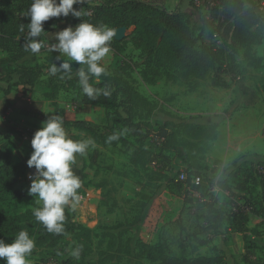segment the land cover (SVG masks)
<instances>
[{
    "label": "trees",
    "instance_id": "obj_1",
    "mask_svg": "<svg viewBox=\"0 0 264 264\" xmlns=\"http://www.w3.org/2000/svg\"><path fill=\"white\" fill-rule=\"evenodd\" d=\"M185 1L172 0V5H169L167 0H85L84 4L74 5L77 10L82 9L80 18H52L44 22V30L46 32L64 21L75 27L81 22H86L115 29L125 28L129 32L127 38L132 46L144 54L145 61L140 78L149 85H156L164 76L167 84L185 81L194 89L199 82L209 79L212 87L229 89L240 83L242 72L237 56L241 50H244L243 57L247 66L262 67V59L254 50L255 46L264 40V17L258 0H214L218 5L210 7L209 15L205 16L199 13L194 0L189 1L190 6L192 5L190 10H183ZM31 5L32 0H0V82L7 84L6 87L0 86V91L7 93L14 86L34 87L41 76L45 75L49 89L47 99L55 101L67 85L80 86L78 69L72 67L71 79H60L62 73L50 74V67L55 63L59 66L60 63L56 60L60 54L52 52L51 48L45 49L46 64H41L35 56L29 58L32 53L25 52L23 44L28 34L27 25L30 18L27 13ZM21 24L25 26L24 32L19 30ZM122 42L114 38L110 43L115 57L123 51ZM61 59L65 60L64 56ZM15 78L16 81L10 85ZM100 79V83L94 84L91 78L90 84L101 89V94L95 99L83 94L81 103L109 109L111 103L121 97L125 102L126 116L117 113V124L123 126L130 136L137 138L142 144L139 152L132 156V164H153L157 170L170 166L168 182L183 184L184 192L177 185L168 187L169 193L184 198V205L187 207L191 206V200L199 201L192 196V192L197 191L206 200V219L212 215L223 217L224 213L214 205V195L210 191L212 184L203 178L201 158L207 153V143L217 138V130L224 117L212 115L187 120L166 113L163 121L155 126L150 121L155 113L153 103L132 84L118 75L109 73L107 76L102 75ZM103 91H107L109 95H103ZM141 112H145L147 120L137 119ZM66 124L78 131H88L104 146L118 142V139L109 142V137L116 135L115 127L97 133L94 126L85 121ZM145 141L150 142L149 148L154 147L152 151L144 149ZM180 147L186 152L185 158L179 154ZM171 154H174V157H171ZM255 163L261 164L263 161L256 162L248 157L243 161H235L233 168L226 171L219 180L218 186L229 192L231 197H238L239 201L248 205L258 190L256 182L259 179L264 205V183L256 175L253 165ZM23 164L14 162L9 142L0 139V239L10 244L20 231H27L35 241V251L46 246L57 249L67 237H72L75 241L72 250L73 253L78 252V255L65 252L60 255L56 264H117L118 255L115 256L108 250L95 259L94 230L74 221L67 208L64 232L59 235L49 233L40 222L33 220L32 212L20 215L12 214L7 209L6 205L12 196L27 195L28 191L16 190L20 181L30 173L27 163ZM182 172L187 174L185 181L179 180ZM193 177L201 178L199 186L191 183ZM155 198V195L149 198L134 223L130 225L131 228L140 229L150 219ZM254 210L252 212H256ZM226 220L233 232L247 234L251 231L247 227L249 214L244 213L240 207L237 212L232 210ZM210 228L212 227H206L203 231ZM251 232L257 233L255 230ZM245 240L248 244L247 237ZM184 243L185 241L179 244L182 249L180 255H173L162 240L153 245L143 243L140 256L156 264H231L229 259L226 260L225 252L211 257L191 258L185 252L187 249ZM243 262L251 264L248 253L243 256ZM0 264H5V261L0 260Z\"/></svg>",
    "mask_w": 264,
    "mask_h": 264
},
{
    "label": "rangeland",
    "instance_id": "obj_2",
    "mask_svg": "<svg viewBox=\"0 0 264 264\" xmlns=\"http://www.w3.org/2000/svg\"><path fill=\"white\" fill-rule=\"evenodd\" d=\"M190 0H186L183 4V10H190L192 5L189 4ZM75 7V6H74ZM202 16L209 15L204 9H198ZM71 15H69L70 17ZM129 32H126V37L123 40V51L116 57L113 55V51L104 58L101 62L104 65L110 75H118L123 79H126L132 84L136 90L147 97L154 105L155 113L151 117L150 121L156 126L163 121L166 113L173 115L176 118L191 119L195 117H209L212 115L223 116L225 122L227 118L233 116L237 110H244V120L248 119L246 123L247 134L245 137L251 138L254 134L252 129H257L259 118L264 116V40L261 44L255 46L254 50L258 57L262 59L261 68H253L247 66V63L243 57L244 50H241L237 56V62L242 72L239 84L233 85L229 89H215L211 86L210 80H204L198 83L196 88L189 86L187 82L180 81L177 84L187 90H195L200 96L211 95L214 96L223 107L219 109V113L212 114L209 110H200L203 112H197L198 114H191L188 112L180 113V108L184 109V103L177 105L179 111L170 110L168 104L169 97L164 96L162 91L148 90L149 87L140 78V72L143 69V62L145 57L142 51L136 50L127 38ZM45 48H42L40 53L31 54L29 58L36 57L41 64H46V52ZM65 60L68 59L65 57ZM73 67L79 68L78 64L70 61ZM16 78L10 85H13ZM47 76H41L37 86L38 96L42 99H47V93L49 91L47 85ZM101 79L97 80L93 77V83L98 84ZM166 84L164 76L159 80L156 85ZM172 85V84H167ZM0 86L6 87V83L0 82ZM14 86L11 90H14ZM62 96H65V100L62 102V106L57 109V113L41 114L40 117H44L42 122H45L50 116L59 115L63 118V126L67 135L74 141L92 139L95 141L94 146H90L84 156H77L76 163L73 165L74 173L79 176L82 181V187L79 190V194L82 199L80 203L73 210L70 207H66L77 223L87 226L94 230L95 238L93 243V251L95 259L99 254L108 250L115 256L118 255L117 264H156L150 262L146 258L140 256L142 250V244H157L161 240L168 245V249L173 255H180L182 249L179 247L184 240V228L183 223L187 225L202 224L203 213L206 212L205 203H201L197 200H191L189 203L192 206L188 210L184 211L185 218L181 216L180 222H170L165 224V219H171L175 213L171 209L177 205L176 200L178 196L169 193L168 187H177V185L184 192V185L178 183H169L168 178L170 176V166L166 169L157 170L152 164L134 165L132 164V156L139 152L141 143L135 137L129 135L128 131L117 124V113L125 114V102L119 96L116 102L111 103L109 109L104 107H96L83 105L81 99L83 91L80 86H73L69 84L64 90L60 91ZM216 93V94H215ZM218 93V94H217ZM211 96V97H212ZM58 99V98H57ZM213 110V109H212ZM207 111L209 113H207ZM207 113V114H206ZM116 116V118H115ZM139 118L147 120L145 112H141L138 115ZM85 121L94 126L97 133H101L107 129L114 128L116 135L118 136V142L114 145L104 146L101 144L97 137L91 135L88 131H78L71 127L66 122ZM222 122V123H223ZM221 123V124H222ZM42 124L39 126L40 129ZM220 124V125H221ZM34 129L33 124H27ZM36 129L37 131L40 130ZM115 135V134H114ZM184 139V138H183ZM186 141V139H185ZM150 142L145 141L144 149L148 151L154 149L149 148ZM16 150V149H15ZM33 148L30 143L27 151V155L31 156ZM179 153H183V148L178 149ZM150 153V152H148ZM148 153L146 156H148ZM15 163L19 165L27 163L23 160L22 153L19 150L13 152ZM174 157V154H171ZM250 158V160L263 161L264 156L259 155H246L239 159L243 161L244 158ZM258 157V159H256ZM260 158V159H259ZM205 159V156L201 160ZM261 163V164H263ZM258 163L253 164L254 167ZM25 165V164H23ZM29 168V167H28ZM225 169V172L232 169ZM30 173L20 181L16 186L17 191L29 192L31 185ZM35 170V169H34ZM36 171V170H35ZM82 173V175H81ZM35 174V172H34ZM225 174V173H224ZM205 176V175H204ZM209 181L212 186H215L216 177L208 176L204 177ZM224 176V175H223ZM222 179V177H221ZM181 181V180H180ZM257 192L254 194L253 199L248 204L249 206L256 208L257 205L262 204V196L259 194L261 181L257 179L256 182ZM212 188V187H211ZM23 197L16 195L12 196L11 201L6 205L7 209L12 214H24L26 212H32L36 207H39L35 203L36 198L28 194ZM214 205L217 209H220L224 213L223 218L229 216L232 211L233 205L239 203L238 197H231L229 192L213 193ZM156 196L153 203L150 219H148L144 226L140 229H133L130 227L134 223L136 217L140 214L143 206L147 203L149 198ZM258 196V197H257ZM184 201V198H181ZM260 199V201H259ZM174 211V210H173ZM35 217L33 218V220ZM219 220L216 233H223V227L226 222ZM185 221V222H184ZM193 226H191L192 228ZM203 224V228H205ZM262 230L258 233L256 238L249 240L248 242V254L250 256L251 264H264V225ZM200 237L206 239H212L211 234L202 233ZM199 239V238H198ZM229 238H223V244L229 242ZM195 239H191L190 247ZM75 241L72 237H67L62 243L58 245V248L42 247L32 252L29 257L31 264H56L59 261L60 255L67 252L69 255L73 253V246ZM225 256L226 260L231 264H244L242 258L239 260L233 255L229 248L226 247ZM222 250V252H223ZM187 252V250H185ZM215 254H221L216 251ZM240 261V262H239ZM111 264V263H108Z\"/></svg>",
    "mask_w": 264,
    "mask_h": 264
},
{
    "label": "clouds",
    "instance_id": "obj_3",
    "mask_svg": "<svg viewBox=\"0 0 264 264\" xmlns=\"http://www.w3.org/2000/svg\"><path fill=\"white\" fill-rule=\"evenodd\" d=\"M84 3L85 0H32L27 13L30 23L24 39V51L40 53L46 47L39 39L45 33L44 22L69 15L80 18L82 9L77 10L74 5ZM19 30L24 32V24L20 25ZM118 32L106 25L96 26L86 22L57 32V42L52 44L51 51L60 54L56 57L60 63L59 66L55 63L50 67V74L62 73L60 79H71L73 64L70 61L75 62L79 65L77 76L83 93L95 99L102 90L94 88L90 79L95 77L99 80L102 75H108L107 68L101 62L111 52L110 43ZM62 56L68 59H61ZM103 95L109 93L103 91ZM63 123L61 116L54 115L42 124L31 141L34 151L27 161L28 167L36 170L34 176H29L32 183L28 194L35 197V203L39 205L33 210V215L49 233L57 235L64 232L66 207L74 210L82 199L79 194L82 181L74 173L73 165L78 155L84 156L88 148L95 145L92 139H71ZM117 138L116 135L110 136L109 142ZM35 246L34 239L22 230L10 244L0 239V260H4L5 264H31L29 257ZM73 255H78V252Z\"/></svg>",
    "mask_w": 264,
    "mask_h": 264
},
{
    "label": "crops",
    "instance_id": "obj_4",
    "mask_svg": "<svg viewBox=\"0 0 264 264\" xmlns=\"http://www.w3.org/2000/svg\"><path fill=\"white\" fill-rule=\"evenodd\" d=\"M167 3L172 5V0H167ZM69 26L75 28V26L70 22L64 21L53 26L42 34L40 39L44 42L46 48H51L52 44L57 42L55 38V34L57 32L62 31ZM147 85L149 87L148 90H152V92H156V90L162 91L164 96H168L170 98L168 102L170 110L179 111V107L177 105L184 103L185 107L184 109L180 108V113L188 112L192 115H196L200 110H209L210 113L217 114L219 113V109L223 107V105L216 98H214L212 94L200 96L197 91L191 92L187 90L186 87L182 88L178 84L167 85V83H164L160 85ZM36 86H18L15 87L14 90H10L7 93L0 91V139H5L9 142L12 155L13 152L15 153L16 150H19V152L23 155V160H28L30 158V156L27 155L30 141L22 138L19 135L18 130L6 121H12L18 125H27L30 123L33 124L36 129H40L39 126L41 123H44L42 121L45 118L40 117L39 119V116L41 114L46 115L47 113L56 114L57 109L62 106V102L65 100V96L60 95L61 92L58 94V99L56 98L55 101L42 99L38 96V94H36ZM209 112L207 111V113ZM244 117L245 111L242 109L237 110L233 116L227 118V120L219 126L217 130V138L207 143V153L205 154V159L201 160V170L203 176H208V174L215 176L217 183L221 177H223L225 169L230 168L233 163L235 161H239L241 157L246 155L264 156L262 117L259 118L257 129H252V133L254 135L251 138L244 136L248 135L247 130H249L246 125L248 119L244 120ZM179 154L183 158L186 157L185 150L183 153ZM211 187L210 191L213 193L217 194L224 192L218 186V183ZM259 194L262 196V189H259L258 196ZM181 198L182 197H179L176 200L177 205L173 208L174 211L171 209V214L173 212L175 215L171 219H165V224L170 222H180L181 216L185 218V214L183 213L188 210L189 206L186 207L183 199ZM254 211L256 212H252L249 215L247 227L251 231H257V233H253L251 231L247 234L233 232L229 227V222L226 220L227 217L224 219L223 217H215L212 215L209 219H206L207 210L202 215L203 223L199 224L200 227H198L197 223L194 225H191V223L190 225H187L184 221L185 223L182 225L185 230L183 240L185 241L184 244L186 245L187 255L191 258L211 257L215 255L216 251L222 254V250L228 247L230 252L235 255L238 260L239 258H242L243 262V256L248 253L246 248V237L248 240L256 238L264 225V215H262L264 212V205L259 203ZM223 219L224 222H226V225L223 227V233H216V231H218L216 230L218 228V223L216 222ZM203 224H205L206 227L211 226L212 228L207 231H203V229L206 228H203ZM191 226L193 227L191 228ZM202 233L211 234L212 239H201L202 237H200V235ZM223 238H229V242H226V247L225 244H223ZM191 239L195 240L193 241L194 245L190 247ZM223 252H225V250H223Z\"/></svg>",
    "mask_w": 264,
    "mask_h": 264
},
{
    "label": "built area",
    "instance_id": "obj_5",
    "mask_svg": "<svg viewBox=\"0 0 264 264\" xmlns=\"http://www.w3.org/2000/svg\"><path fill=\"white\" fill-rule=\"evenodd\" d=\"M259 2V9L264 17V0H258ZM194 4L199 8V9H204L207 13L209 12V8L210 7H216L218 5V3L214 0H194ZM7 123L9 122V124L13 127H15L18 132L19 135L24 138L27 139L28 141H32L35 132L37 131L36 129H34L33 127L29 126V125H18L17 123H14L12 121H6ZM262 133L264 135V116H263V120H262ZM255 170H256V175L263 181L264 183V164H258L255 166ZM187 179V174L182 172L179 180L181 181H185ZM191 183L195 186H199L201 183V178L199 177H193ZM192 196L194 197V199H198L201 203H204L206 200L204 198H202L199 194V192L194 191L192 192ZM241 208L242 211L246 214H251L253 211V207L249 206V205H245L242 201H240L239 203H237V205H233L232 210L234 212L238 211V208Z\"/></svg>",
    "mask_w": 264,
    "mask_h": 264
},
{
    "label": "water",
    "instance_id": "obj_6",
    "mask_svg": "<svg viewBox=\"0 0 264 264\" xmlns=\"http://www.w3.org/2000/svg\"><path fill=\"white\" fill-rule=\"evenodd\" d=\"M117 30H119V32H118L117 37H115V40L116 41H123L125 39V37H126V32H127L126 29L125 28H119ZM34 172H35V170L34 169H31V174L33 176H34ZM30 181L32 183V180H30Z\"/></svg>",
    "mask_w": 264,
    "mask_h": 264
}]
</instances>
